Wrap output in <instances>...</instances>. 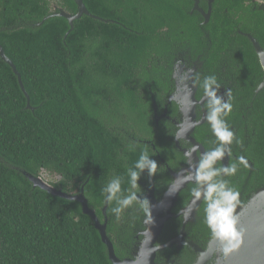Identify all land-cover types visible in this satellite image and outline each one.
Masks as SVG:
<instances>
[{
	"label": "trees",
	"instance_id": "obj_1",
	"mask_svg": "<svg viewBox=\"0 0 264 264\" xmlns=\"http://www.w3.org/2000/svg\"><path fill=\"white\" fill-rule=\"evenodd\" d=\"M64 1V11L75 16L76 0L69 7ZM39 2L0 0V46L30 99L28 108L17 75L0 57V264H112L80 203L34 188L26 174L55 176L51 184L68 194L84 188L98 216L111 179L121 178L125 195L141 192L131 188L127 172L149 149L127 144L109 123L117 120L116 106L144 120L136 89L146 81L152 46L160 50L149 33L171 2L83 0L90 16L76 20L72 31L66 18L50 16ZM249 99L246 155L255 165L256 186L264 184V90ZM114 206L107 211L109 233L126 214L117 218Z\"/></svg>",
	"mask_w": 264,
	"mask_h": 264
},
{
	"label": "flooded vegetation",
	"instance_id": "obj_2",
	"mask_svg": "<svg viewBox=\"0 0 264 264\" xmlns=\"http://www.w3.org/2000/svg\"><path fill=\"white\" fill-rule=\"evenodd\" d=\"M69 1L75 2L67 0V7ZM170 2L169 11L159 16L160 26L149 33L150 43H159L160 50L152 46L146 81L136 89L140 100L145 102L141 106L146 110L144 120L140 112L116 111V106L117 120L109 123L127 144L147 147L151 158L157 162L156 175L149 177L145 172L138 181L139 194L152 205L154 223L146 224L144 213L134 204L120 217L116 230L109 233L110 219L107 212L103 213L107 201L100 209V216L92 210L102 225L107 224V236L122 262L234 264L232 256L225 261L219 254L218 244L211 239L203 222L202 205L193 210L187 222L179 215L191 202L192 183H185L175 195L170 196L168 192L187 174L189 162L185 153L193 145L199 146V151L191 157L193 167L201 153L217 146L206 120L200 86L209 75L216 76L221 85L219 94L228 90L232 94V111L225 117L234 133L231 160L244 156L248 161L247 168L241 166L243 170L240 167L235 176L225 178L239 192L237 211L241 228L248 218L246 209L264 187V184L251 185L256 169L246 155L251 142L249 96L264 90L260 89L264 83V67L259 54V50L264 52V0ZM1 4L0 13L4 10ZM39 5H45L50 16L66 10L64 0H40ZM222 163L227 165L230 159L226 156ZM240 170L245 174L242 181L238 179ZM87 201L90 207V200ZM152 238L154 250L148 244Z\"/></svg>",
	"mask_w": 264,
	"mask_h": 264
},
{
	"label": "clouds",
	"instance_id": "obj_3",
	"mask_svg": "<svg viewBox=\"0 0 264 264\" xmlns=\"http://www.w3.org/2000/svg\"><path fill=\"white\" fill-rule=\"evenodd\" d=\"M200 86L203 89L202 103L206 120L216 138L217 146L201 153L193 167L192 154L199 151V146L193 145L185 153L189 162L187 174L180 178L176 188L170 190L168 195H175L185 183H192L191 202L186 208L180 210L179 215H183L187 222L193 210L202 205L203 222L211 239L218 244L219 254L227 261L242 248L244 230L241 228L240 214L237 211L240 206L239 192L231 187L225 178L235 176L241 166L247 168L248 161L244 156L237 157L235 161L231 160L230 146L234 141V133L225 120L233 107L230 102L231 91L228 90L223 95L219 94L221 85L214 75L204 77ZM226 156L230 159V163L224 165L222 162ZM151 157L146 149L143 150L134 168L128 169L127 175L132 189L139 188L138 181L145 172L149 177L156 175L158 165ZM121 183V178L115 177L102 190L106 194L107 202L115 201L111 211L119 218L125 210L135 204L144 213L145 223L153 225L152 205L149 200L138 192H129L125 195Z\"/></svg>",
	"mask_w": 264,
	"mask_h": 264
},
{
	"label": "water",
	"instance_id": "obj_4",
	"mask_svg": "<svg viewBox=\"0 0 264 264\" xmlns=\"http://www.w3.org/2000/svg\"><path fill=\"white\" fill-rule=\"evenodd\" d=\"M76 3L79 7V11L75 16L67 14L64 10H62L57 15H53L66 18L71 26L70 31L74 29V22L76 20L82 18L84 15L90 16V13L88 12L83 0H76ZM259 54L262 66L264 67V52H261L259 50ZM0 57L12 68L15 75H17L20 87L28 99V108H30V99L25 91L22 77L17 71V68L14 65L13 61L7 57L2 46H0ZM262 88H264V83L261 85L260 89ZM26 176L33 183L34 188H40L55 197L80 203L83 214L93 219L95 228L100 234L101 241L107 247L110 262L112 264H132V262L130 261L122 262L117 258L114 248L106 233L107 224L105 223L104 225H102L98 220L96 213L92 209H90L88 201L84 194V189H82L80 194L73 196L72 194L64 193L56 189L52 184L44 181L42 177H34L28 174H26ZM107 210L108 202L103 209V213L106 214ZM246 210L248 218L247 220L244 219L246 222L242 228L244 230V244L237 253L232 255V258L234 259V264H264V187L251 201ZM153 240V238L150 239L148 243L151 250H154Z\"/></svg>",
	"mask_w": 264,
	"mask_h": 264
},
{
	"label": "rangeland",
	"instance_id": "obj_5",
	"mask_svg": "<svg viewBox=\"0 0 264 264\" xmlns=\"http://www.w3.org/2000/svg\"><path fill=\"white\" fill-rule=\"evenodd\" d=\"M41 177L43 178L44 181H46L50 184L58 181L55 176H52V175L47 174L45 172L41 175Z\"/></svg>",
	"mask_w": 264,
	"mask_h": 264
}]
</instances>
